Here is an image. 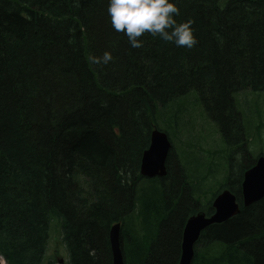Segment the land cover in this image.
<instances>
[{"label": "trees", "instance_id": "16d2710c", "mask_svg": "<svg viewBox=\"0 0 264 264\" xmlns=\"http://www.w3.org/2000/svg\"><path fill=\"white\" fill-rule=\"evenodd\" d=\"M172 2L177 22L193 21L191 49L149 33L132 48L112 28L108 0H0L6 264H56L46 259L54 223L67 264H112L116 223L124 264H179L186 221L213 213L211 202L199 201L207 165L191 159L196 172L189 173L171 148L166 176L147 180L138 198L136 191L157 109L192 91L224 142L217 192L230 190L240 205L237 216L202 232L192 264H264V198L245 208L241 194L243 174L255 164L254 123L243 121L235 103L240 92H264V0ZM105 51L111 62H91ZM214 246L224 251L214 255Z\"/></svg>", "mask_w": 264, "mask_h": 264}, {"label": "rangeland", "instance_id": "374dc122", "mask_svg": "<svg viewBox=\"0 0 264 264\" xmlns=\"http://www.w3.org/2000/svg\"><path fill=\"white\" fill-rule=\"evenodd\" d=\"M235 103L238 111L243 117V121L249 124L248 119L251 118V121L254 123L251 130L252 156L257 157L259 153L264 155V92H240L235 96ZM155 118L157 126L167 131L172 148L175 149L176 154L181 159L182 166L187 172H196L191 159H194V163L198 167L202 164L207 165V170L205 172L200 168V172L202 173L200 189L202 192L199 195H202V199L199 197V201L202 204L207 202L212 203L225 176L224 166L218 169L223 159L222 143L224 142L219 134L217 126L207 118L197 94L192 91L186 96L176 99L165 108H158ZM179 120L182 125L181 128L176 125ZM257 142L261 145L259 151L257 150ZM229 152L231 153L230 150ZM234 156L236 158L235 167H237L241 157L236 154ZM147 180L151 179L143 180L137 187V198L140 195L139 191L142 184H146L145 186L148 185L149 181ZM133 219L135 222L138 221L137 213L134 214ZM56 230L57 227L54 223L52 229L54 234L51 235V239L47 246L46 259H54V261H56V259L59 258L64 261V264H67L68 255L61 239L55 234ZM57 238H59V241ZM201 248L202 246H198L197 250ZM210 250H213L212 254L218 255V253L224 251V248L214 246ZM0 259L6 263L2 257H0ZM224 259L225 255L222 254L221 260ZM223 264L229 263L225 261Z\"/></svg>", "mask_w": 264, "mask_h": 264}, {"label": "water", "instance_id": "95a60500", "mask_svg": "<svg viewBox=\"0 0 264 264\" xmlns=\"http://www.w3.org/2000/svg\"><path fill=\"white\" fill-rule=\"evenodd\" d=\"M171 144L167 135L159 130L151 133L150 145L144 151L140 175L146 178L164 177L166 175L165 161L170 152ZM243 207L256 203L264 196V157L261 156L255 165L246 170L241 183ZM213 214L206 216L199 212L191 216L185 224L182 234L181 255L179 264H192L194 259V246L200 234L206 228L214 224H221L237 216L240 212L239 204L235 196L229 190H223L217 194L212 202ZM119 223L111 226L109 241L112 254V264H123V255L120 246ZM1 264V259H0ZM63 264V261H59Z\"/></svg>", "mask_w": 264, "mask_h": 264}, {"label": "clouds", "instance_id": "9594fccd", "mask_svg": "<svg viewBox=\"0 0 264 264\" xmlns=\"http://www.w3.org/2000/svg\"><path fill=\"white\" fill-rule=\"evenodd\" d=\"M179 9L172 0H108L107 16L112 28L127 36L132 48H141L139 39L145 33L159 37L166 43L177 47L193 48L196 43L193 21L177 22ZM96 65H107L113 60L110 52L105 51L102 57H91Z\"/></svg>", "mask_w": 264, "mask_h": 264}, {"label": "bare ground", "instance_id": "6f19581e", "mask_svg": "<svg viewBox=\"0 0 264 264\" xmlns=\"http://www.w3.org/2000/svg\"><path fill=\"white\" fill-rule=\"evenodd\" d=\"M262 156V155H261ZM261 156H258L257 155V157H253L254 158V160H255V163H256V161L261 157ZM241 194H242V192H241ZM262 198H264V196L262 197ZM262 198H260L258 201H260ZM257 201V202H258ZM122 250V249H121ZM124 258V257H123ZM1 264H5L2 260H1ZM123 264H124V259H123Z\"/></svg>", "mask_w": 264, "mask_h": 264}]
</instances>
